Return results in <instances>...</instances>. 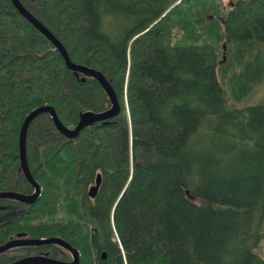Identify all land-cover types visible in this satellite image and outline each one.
<instances>
[{"label": "trees", "instance_id": "trees-1", "mask_svg": "<svg viewBox=\"0 0 264 264\" xmlns=\"http://www.w3.org/2000/svg\"><path fill=\"white\" fill-rule=\"evenodd\" d=\"M19 1L73 63L105 77L120 111L75 138L49 113L30 122L40 191L29 204L0 198V245L26 233L63 239L80 264H264V0ZM258 85V101L239 105ZM42 105L67 127L111 106L97 79L70 70L0 0V191L34 193L19 131ZM37 246L8 249L0 264L68 253Z\"/></svg>", "mask_w": 264, "mask_h": 264}, {"label": "water", "instance_id": "water-1", "mask_svg": "<svg viewBox=\"0 0 264 264\" xmlns=\"http://www.w3.org/2000/svg\"><path fill=\"white\" fill-rule=\"evenodd\" d=\"M12 3L16 7V9L21 13V15L25 17V19H27L34 27H36L43 35H45L53 43V45L57 48V50L60 52L61 56L63 57L66 66L70 70L74 71L75 73H82L84 76L95 78L98 80V82L104 89L105 93L107 94L108 99L111 104L110 108L103 110V111L97 112V111L87 110V111L81 112L79 114L78 121L74 127H67L63 125L59 121L57 114L51 105L39 106L31 110L26 115V117L24 118L21 124L20 131H19V159H20L21 170L25 178L34 187V193H32L31 195H26V194L15 192V191H0V198L13 199L19 202L29 204L36 200V198L39 195V191H40L39 185L34 181L29 171L27 159H26L25 141H26L27 128L30 122L40 113H43V112L49 113L56 129L62 135H64L67 138H75L79 134V132L85 127L93 125L100 121L108 120L114 117L115 115H117L120 111V107H119V103L117 101L115 92L113 91L112 87L109 85L105 77L99 71H96L94 69L88 68L83 65L73 63L70 60L67 54V51L65 50L61 42L38 19H36L33 16L20 3L19 0H12ZM99 183H100V175L98 174L95 184L89 188L88 194L90 197L95 196ZM19 236H22V235L20 234L18 235V238L11 239L7 241L6 243L0 245V253H3L4 251L8 249H11L13 247H18V246L55 244V245H59L62 248L68 250L71 254L72 260L69 262H61V261L55 260L54 258H50L44 255H34V256H28V257L16 259L7 264H79L78 251L75 248H73L69 243H67L66 241H64L63 239L59 237L35 238V239L25 240V238H21ZM102 257L104 258L105 256L102 255Z\"/></svg>", "mask_w": 264, "mask_h": 264}, {"label": "flooded vegetation", "instance_id": "flooded-vegetation-1", "mask_svg": "<svg viewBox=\"0 0 264 264\" xmlns=\"http://www.w3.org/2000/svg\"><path fill=\"white\" fill-rule=\"evenodd\" d=\"M19 237H21V238H25V240H27V239H34V238H29V236L28 235H26V233H25V236H19ZM15 238H18V237H15ZM90 242H91V246L92 247H94V241H93V237H92V239L90 240ZM18 247H20V246H18ZM32 247H38L37 245H25V251L26 250H28V249H31ZM66 250V249H65ZM36 251V250H35ZM34 250H32V251H30L29 253H28V251H27V253L25 252V255L23 256V257H28V256H34V255H44V256H47V257H50V258H54L55 260H58V261H61V262H69V261H71L72 260V257H71V254H70V252L68 251V250H66L68 253L66 254H64L62 257L61 256H56V257H54L53 255H50L49 254V252L48 251H36L35 252ZM79 253V252H78ZM80 254V253H79ZM102 255H104L105 257H106V255H105V252H102L101 253V259H105V257L103 258L102 257ZM23 257H20V258H23ZM20 258H17V259H20ZM16 260V259H15ZM79 264H80V255H79Z\"/></svg>", "mask_w": 264, "mask_h": 264}, {"label": "rangeland", "instance_id": "rangeland-1", "mask_svg": "<svg viewBox=\"0 0 264 264\" xmlns=\"http://www.w3.org/2000/svg\"><path fill=\"white\" fill-rule=\"evenodd\" d=\"M226 4L229 3V0H223ZM224 56V55H223ZM263 91V86L258 85L255 88V91L248 97L243 98L239 103V105H248L253 104L258 101V99L261 97ZM261 256L264 257V241L261 242L260 248L257 251Z\"/></svg>", "mask_w": 264, "mask_h": 264}]
</instances>
